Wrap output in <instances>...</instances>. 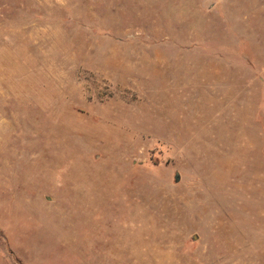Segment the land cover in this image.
<instances>
[{"label": "rangeland", "instance_id": "rangeland-1", "mask_svg": "<svg viewBox=\"0 0 264 264\" xmlns=\"http://www.w3.org/2000/svg\"><path fill=\"white\" fill-rule=\"evenodd\" d=\"M0 264H264V0H0Z\"/></svg>", "mask_w": 264, "mask_h": 264}, {"label": "water", "instance_id": "water-1", "mask_svg": "<svg viewBox=\"0 0 264 264\" xmlns=\"http://www.w3.org/2000/svg\"><path fill=\"white\" fill-rule=\"evenodd\" d=\"M175 179H176V180H178V179H179L178 175H176V176H175Z\"/></svg>", "mask_w": 264, "mask_h": 264}]
</instances>
